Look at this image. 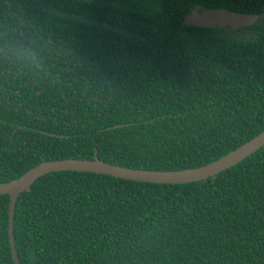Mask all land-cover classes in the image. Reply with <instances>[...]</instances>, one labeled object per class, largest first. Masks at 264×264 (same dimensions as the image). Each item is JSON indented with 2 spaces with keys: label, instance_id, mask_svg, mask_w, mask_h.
Segmentation results:
<instances>
[{
  "label": "trees",
  "instance_id": "obj_1",
  "mask_svg": "<svg viewBox=\"0 0 264 264\" xmlns=\"http://www.w3.org/2000/svg\"><path fill=\"white\" fill-rule=\"evenodd\" d=\"M254 14L198 28L191 10ZM264 130V0H0V183L44 162L211 163ZM0 196V264H15ZM19 264H264V146L214 177L52 172L19 195Z\"/></svg>",
  "mask_w": 264,
  "mask_h": 264
},
{
  "label": "water",
  "instance_id": "obj_2",
  "mask_svg": "<svg viewBox=\"0 0 264 264\" xmlns=\"http://www.w3.org/2000/svg\"><path fill=\"white\" fill-rule=\"evenodd\" d=\"M256 20L257 16L254 14H241L221 8L205 9L200 12L191 10L190 14L185 16L183 23L186 26L198 28L229 27L231 29H238L244 26H250L253 22L255 23ZM263 146L264 130L249 141L243 143L241 146L211 163L182 170L162 171L135 169L109 164L96 158L93 160L61 159L44 161L30 168L17 179L0 183V196H9L8 235L14 262L15 264H19L12 237L16 201L20 194L28 191L36 180L48 173L64 171L90 172L151 184H187L205 181L214 177L217 174L236 166Z\"/></svg>",
  "mask_w": 264,
  "mask_h": 264
}]
</instances>
